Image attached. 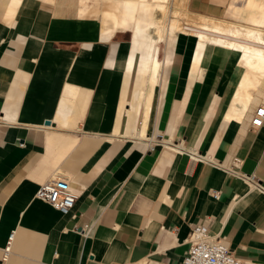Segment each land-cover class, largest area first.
I'll list each match as a JSON object with an SVG mask.
<instances>
[{
  "label": "crops",
  "instance_id": "crops-1",
  "mask_svg": "<svg viewBox=\"0 0 264 264\" xmlns=\"http://www.w3.org/2000/svg\"><path fill=\"white\" fill-rule=\"evenodd\" d=\"M15 1L0 0V260L14 232L8 264H182L209 221L245 264H264V194L226 170L264 186V125H251L264 75L244 77L221 46L195 66L197 40L169 35L147 116L154 63L141 74L137 51L129 69L130 32L103 40L76 0ZM242 4L189 2L216 17ZM146 116L147 137L128 134ZM56 170L79 194L68 214L37 197Z\"/></svg>",
  "mask_w": 264,
  "mask_h": 264
},
{
  "label": "bare ground",
  "instance_id": "bare-ground-1",
  "mask_svg": "<svg viewBox=\"0 0 264 264\" xmlns=\"http://www.w3.org/2000/svg\"><path fill=\"white\" fill-rule=\"evenodd\" d=\"M76 2L75 11L80 17L98 19L103 40H110L118 31L131 33L132 52L129 69L137 51L142 53L141 74L152 62L154 63L146 102L147 116L162 63L159 58L160 44L166 45L169 35L178 36L183 33L197 40L195 66L202 62L210 48L221 46L233 50L238 55V60L245 70L244 77L264 75V0H244L242 5L232 6V9L227 11L229 14L220 17L192 10L189 6L190 0H76ZM11 3L14 4L16 1ZM60 3L62 5L61 0ZM14 10L12 9L10 14ZM143 87L142 84L136 87L131 115L139 109L140 97L145 92ZM147 116L142 130L136 129L132 133L130 128L128 134L146 138Z\"/></svg>",
  "mask_w": 264,
  "mask_h": 264
},
{
  "label": "built area",
  "instance_id": "built-area-1",
  "mask_svg": "<svg viewBox=\"0 0 264 264\" xmlns=\"http://www.w3.org/2000/svg\"><path fill=\"white\" fill-rule=\"evenodd\" d=\"M251 125L253 128H260L264 125V103L256 107ZM178 149L185 151L181 147H178ZM193 158L205 159L198 155H194ZM226 170L229 173L235 174L238 178L247 180L253 189L264 194V186L257 178L247 176L241 170L232 167H228ZM213 195L218 197L219 193L214 192ZM78 196V192L73 188L72 178L62 170H56L41 184L37 191L38 198L50 203L55 209L64 214L71 212ZM14 238L15 234L13 232L5 248L4 255L0 260V264H8V257ZM189 241L190 248L182 264H245L241 258L234 254L223 237L211 233L209 221L193 226L189 234Z\"/></svg>",
  "mask_w": 264,
  "mask_h": 264
},
{
  "label": "rangeland",
  "instance_id": "rangeland-1",
  "mask_svg": "<svg viewBox=\"0 0 264 264\" xmlns=\"http://www.w3.org/2000/svg\"><path fill=\"white\" fill-rule=\"evenodd\" d=\"M190 2H192V0H190ZM244 2V0H238L239 4H242Z\"/></svg>",
  "mask_w": 264,
  "mask_h": 264
}]
</instances>
